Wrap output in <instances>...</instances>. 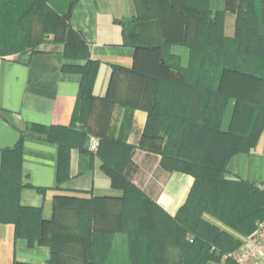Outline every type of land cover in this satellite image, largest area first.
<instances>
[{
  "label": "crops",
  "instance_id": "1",
  "mask_svg": "<svg viewBox=\"0 0 264 264\" xmlns=\"http://www.w3.org/2000/svg\"><path fill=\"white\" fill-rule=\"evenodd\" d=\"M57 1L61 13L72 3L67 40L86 44L90 58L99 62L90 84L92 96H82L80 69L88 60L66 53L63 41L51 38L39 50L0 54V170L4 150L23 138V182L45 192L25 186L21 204L43 207L48 218L59 196L124 197L125 190L115 187L106 172L103 155H113L112 143H125L135 147L124 169L127 179L176 217L189 198L195 177L165 168L161 151L141 148L140 143L147 131L151 136L148 143H166L165 134L174 126L170 116L181 115L168 109L167 103H188V95L180 97L173 87L180 71L192 62L189 45L172 40L186 28L173 22L168 27L163 24L159 0ZM121 20L139 22V47L125 44ZM188 34L194 35V30ZM234 104L229 103L223 114L224 131L232 123ZM152 132L162 137L155 138ZM93 137L103 140L100 153L90 149ZM226 170L229 178L264 189V129L253 148L230 157ZM8 193L1 181V212L7 210ZM206 218L225 227L220 220ZM50 258L49 246L31 245L27 238L16 235L13 221L0 219V264H49Z\"/></svg>",
  "mask_w": 264,
  "mask_h": 264
},
{
  "label": "trees",
  "instance_id": "2",
  "mask_svg": "<svg viewBox=\"0 0 264 264\" xmlns=\"http://www.w3.org/2000/svg\"><path fill=\"white\" fill-rule=\"evenodd\" d=\"M158 3L165 26L168 27L169 22H173L180 29L186 28L185 33L182 34L181 30L180 35L173 37L172 40L189 45L192 51V62L188 69L180 71L179 82L173 87L177 89L180 97L188 95L189 100L186 104L180 101L178 103L176 100L169 101L167 106L165 105L168 109L173 108L180 112L181 115L170 116L176 127L170 126L172 128L165 134L168 136L166 141L168 144L164 149L159 148L156 143H148L151 139L148 131L140 146L145 149L161 151L163 154L162 164L165 168L191 173L195 177V184L179 214L176 217H171L158 204L139 191L125 176V166L135 147L125 143H112L111 147L114 153L111 157L103 155L104 166L113 185L123 188L125 195L122 198H92V201L100 203V209L92 211L93 217H96L93 221L95 225L96 222H100L99 217H115L117 215L115 209L114 212L109 210V203L114 202L124 205V214L126 211L134 210L141 213L149 211L151 212L149 217H152V220L149 221L150 224L135 226V233L142 234V237L146 232L153 233L152 224L154 227L161 226L162 218L176 225L177 229L176 231L169 226L164 232L157 233L158 245L154 264H207L212 260L222 259L224 254L235 251L241 242L239 243V240L231 233L205 219L203 213L215 215L225 225L246 236L252 234L256 230L257 223L264 219V189L249 181L227 178L226 170L230 157L238 151H248L253 148L264 129V71L263 73L257 72L251 64L257 57L264 58V0H240L239 14L246 5L250 7L252 4V7L255 6L257 9L259 29L246 27V25H243L242 29L241 17L238 15L235 37L224 35V11L215 12L219 18H210L209 25H205L206 17L209 14L212 15L213 10L206 9L201 12L191 6L188 11L194 19H188L187 14L177 9L175 0H159ZM30 5L46 6L43 0H37L36 3H30ZM71 6L72 3L65 13L56 12L47 6L44 12L43 9H39L36 13L45 23V31L55 33L56 39L64 42L66 53L78 54L88 60L80 71L83 73L82 96L89 98L92 96L89 93L90 84L95 78L99 62L90 58L89 48L86 44L72 43L67 40L66 33ZM250 11L247 7L249 16ZM120 22L123 26L125 44L139 47V22L136 20H121ZM49 25L51 26L49 27ZM210 29L213 32L216 29L219 39L212 40V36L209 34ZM191 30H194V35L189 37L188 32ZM22 51L12 52L0 47L2 55ZM197 52L198 55L205 53L211 58L214 56L211 63L216 68L215 75L218 84L216 90L213 85H207L198 77L194 79L193 72ZM232 101L235 102L233 120L228 131H224L221 129L223 114L227 105ZM154 111H151L153 118ZM75 119H77L76 114ZM196 133H202L207 140L216 137L225 150L223 149L222 154L210 162L196 163L184 159L181 157L184 143H193V140H190L197 136ZM151 135L155 138L162 137L159 132H152ZM99 141L100 145L97 151L100 153L104 143H102V139ZM23 144V138H21L15 146L4 150L0 182L2 181L8 188L9 193L5 194L7 195L6 199L4 197L7 210L0 211V219L13 221L16 235L27 238L31 245L38 242L41 245L49 246L51 249L49 264H69L65 263V258L71 259L76 256L80 258L82 264H111L109 257L113 247L114 231L112 228L93 229L89 224L87 234L81 235L80 230V236H77L76 231L66 227L60 221L63 211L74 208L82 201H86L85 199L68 196L56 197L50 218L45 217L43 207L21 204L22 189L25 186L35 188L40 193L45 192L42 187H34L23 182ZM220 187L225 189V194L221 196L219 195L220 189H218ZM82 215L88 216L89 214L83 213ZM146 216H143L142 219H145ZM147 218L143 222H148ZM163 237H168L172 244L179 247L182 256L177 261H168V256L163 253L166 248L163 245ZM133 238L134 235L129 238L130 264H148L149 259L144 257V252H140L141 256L137 254L136 248L134 250ZM190 238H193L192 242ZM61 244H74L81 250H74L63 255V252L59 250ZM143 244L142 246H144ZM144 249L147 250V248ZM227 262L237 264L231 258H228ZM15 264L25 263L16 262Z\"/></svg>",
  "mask_w": 264,
  "mask_h": 264
},
{
  "label": "rangeland",
  "instance_id": "3",
  "mask_svg": "<svg viewBox=\"0 0 264 264\" xmlns=\"http://www.w3.org/2000/svg\"><path fill=\"white\" fill-rule=\"evenodd\" d=\"M36 1L37 0H0V47L3 50H9L12 52L26 50L28 48L33 50H39L43 46V44L49 41L51 38H53L52 40L54 41L55 40L58 41L55 37L56 35L55 33H49L45 31L44 29L45 23L41 19L40 15L36 13L39 9H43L44 12L46 10L45 8L46 6L51 10L52 9L55 10L56 12L59 11L60 9L58 5V1L43 0L46 6L41 5L39 7H35L33 5L32 6L30 5V3H36ZM239 2L240 0H175L177 9H180L183 11L182 13L187 14L188 19H194L193 16H191V13L188 11V9L191 6H194L197 10L199 9V11L201 12L206 9L208 11L213 10V12H211L212 15L209 14L206 17V20L204 21L205 25H209L210 23L209 21H211V19L219 18V16L215 12H217L218 10L224 11V35L226 37L236 36L238 15H240L241 17L240 25L242 29H243V25H246V27H253V28L256 27L254 28L256 30L259 29L258 27L259 19L257 17V12H256L257 9L255 8V6L252 7V4L250 5V7L246 5L243 11L240 12L239 14V6H240ZM247 7L249 10H251L250 16L247 13ZM50 26L51 25H49V27ZM212 29H210L211 31L209 33L212 36V40L214 41V38L215 40L219 39V35H217L216 29L214 32ZM227 31L230 32L227 33ZM213 57L214 56H212L211 58V56L205 53L204 55H198L197 52L193 75L195 76L194 79L198 77L200 81H205L207 85H213L216 90L218 84L215 75L216 68L215 65L211 63ZM251 64H253L252 66H254V70L263 73L264 58L257 57L255 58V61L253 60ZM207 85H205V87H207ZM207 91L210 92V90ZM174 127H176V125H174ZM195 135L197 136H195V138L190 140V141L193 140V143H184V147L182 148L183 154L181 157L187 160L194 161L196 163H201L205 161L210 162L212 159H216L222 154V150L224 149V147H222V143H219L220 141H218L216 137L214 138L212 137L210 138L211 140H207V138L205 139V136H203L202 133H196ZM167 144L168 143H156V145L161 149L162 148L164 149L167 146ZM218 189H220L219 191L220 196L225 194V189H222L221 187ZM91 199L92 198L85 199L86 201H82L77 206H74V208L63 211L60 217V221L66 227H70V229L76 231L77 236H80V234L81 235L87 234V229H89V224L92 225L93 229L94 228L106 229L107 227L112 228L114 233H113V244H112L113 247L111 248L110 251V255L113 254L112 255L113 258H111V264H130L129 238L131 237V235L132 236L134 235L133 238L134 239L133 243L135 244L134 250L136 248L137 254L141 255L140 252H144V257L149 259L148 264H154L157 254L155 253V251L158 245L157 233L164 232L169 226L171 228L173 227L177 231L176 225H173V223H171L170 221L166 220L165 218H162L161 226L154 227L152 224L153 233L146 232V234H144V237H142V234L135 233L134 227L135 226L138 227V225L141 226L145 223L150 224L149 221L152 220V217H149L151 215V212L146 211V213L143 212L141 213L138 210L136 211L134 210L131 212L126 211L124 214L125 211L124 205L116 202L109 203V210H112L114 212L115 209V213L117 215L115 217L111 216L110 218L99 217L98 220H100V222H96V224L94 225L93 220L96 217L95 216L93 217L94 214H92V211H94V209H100V203L94 202ZM151 210L153 209L151 208ZM83 213L89 215L83 216L82 215ZM202 215L205 219H207L206 216H211L219 220L215 215H211L210 213H203ZM143 216L148 217L147 218L148 222L146 221L143 222V220L146 219V217L145 219H142ZM223 225L225 224L223 223ZM222 230L227 231L229 233L235 231L227 225H225V227ZM233 236L237 240H239L240 243L242 242V240L245 238L246 235L238 233L237 235H233ZM162 240L164 241L163 245L166 247L165 250H163V253H165V255L168 256L167 257L169 258L168 261L171 262L177 261L182 256L179 247L176 246L175 244H172L168 239V237H163ZM144 241L145 244H143ZM142 244L144 246H142ZM143 248H147V250L146 249L143 250ZM59 250L63 252V255H66L71 251L81 250V249L79 246H75L74 244L72 245L61 244L59 245ZM124 253L126 255L125 257H124ZM226 255L227 254H224L223 258L220 260H212L209 263L231 264L227 262L228 257ZM64 261L65 263L68 262L69 264L70 263L82 264L78 256H76V258H71V259L65 258Z\"/></svg>",
  "mask_w": 264,
  "mask_h": 264
},
{
  "label": "built area",
  "instance_id": "4",
  "mask_svg": "<svg viewBox=\"0 0 264 264\" xmlns=\"http://www.w3.org/2000/svg\"><path fill=\"white\" fill-rule=\"evenodd\" d=\"M100 141L93 137L90 149L96 152ZM193 241V238H190ZM237 264H264V219L257 223L256 230L245 237L241 245L233 252L226 255Z\"/></svg>",
  "mask_w": 264,
  "mask_h": 264
}]
</instances>
